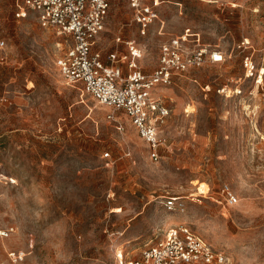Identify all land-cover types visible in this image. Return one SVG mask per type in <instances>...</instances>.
Wrapping results in <instances>:
<instances>
[{
  "label": "rangeland",
  "instance_id": "374dc122",
  "mask_svg": "<svg viewBox=\"0 0 264 264\" xmlns=\"http://www.w3.org/2000/svg\"><path fill=\"white\" fill-rule=\"evenodd\" d=\"M109 1L105 57L121 31L152 72L162 45L191 28L221 59L155 88L169 115L154 160L124 112L120 132L113 108L60 73L66 37L0 0V227L15 228L0 238V264H120L181 224L229 264H264V0H168L145 36L129 0ZM171 196L182 207L169 210Z\"/></svg>",
  "mask_w": 264,
  "mask_h": 264
},
{
  "label": "built area",
  "instance_id": "2783aa9c",
  "mask_svg": "<svg viewBox=\"0 0 264 264\" xmlns=\"http://www.w3.org/2000/svg\"><path fill=\"white\" fill-rule=\"evenodd\" d=\"M17 7L16 16L26 17L32 13L40 24L50 27L66 37L67 47L57 60L60 73L70 84L81 83L86 93L100 104L113 108L108 118L117 124L120 132L124 123L115 116L124 112L137 128L139 135L150 149L151 158L160 157V148L165 143L162 127L166 124L169 110L154 94L158 85H170L176 75L202 66L207 58L216 60V53L209 54L208 48L200 44V35L187 29L186 32L166 42L161 47L160 62L152 72L140 66L143 48L134 40H125L121 31L115 38L116 47L107 56L96 48L110 11L109 0H13ZM163 0H129L133 22L138 34L145 36L159 19V7ZM195 43L194 47L189 42ZM69 40L71 42L69 43ZM125 44L127 51L119 50ZM5 41L0 35V47ZM246 68L252 72L255 65L251 58L245 59ZM105 158L110 153L104 154ZM6 183L15 184L13 178H4ZM230 204L238 202V196L226 185L222 190ZM171 196L165 205L177 210L182 202ZM15 233L14 226L0 227V238H9ZM17 261L21 254L13 252ZM120 264H229L227 254L217 250L196 235L185 224L170 227L163 237L149 244L139 259L124 260Z\"/></svg>",
  "mask_w": 264,
  "mask_h": 264
},
{
  "label": "crops",
  "instance_id": "0c3cea01",
  "mask_svg": "<svg viewBox=\"0 0 264 264\" xmlns=\"http://www.w3.org/2000/svg\"><path fill=\"white\" fill-rule=\"evenodd\" d=\"M167 1H168V0H163V2L161 3V6L159 7V18H160V13H161V7H162V5H163L164 3H166ZM110 4H111V3H110ZM129 7H130V6H129ZM110 8H111V5H110ZM109 14H110V11H109ZM108 17H109V16H108ZM107 20H108V19H107ZM106 24H107V22H106ZM187 29H190V30H191V28H186L185 31H184V33L186 32ZM161 32H162V31H161ZM191 32H192V31H191ZM184 33H183V34H184ZM193 33L201 35L199 32H193ZM183 34H182V35H183ZM191 42H193L192 39H191V41H190L189 43H191ZM189 43H188V44H189ZM146 72H147V71H146Z\"/></svg>",
  "mask_w": 264,
  "mask_h": 264
},
{
  "label": "snow or ice",
  "instance_id": "6c2138e0",
  "mask_svg": "<svg viewBox=\"0 0 264 264\" xmlns=\"http://www.w3.org/2000/svg\"><path fill=\"white\" fill-rule=\"evenodd\" d=\"M215 59H216V60H219V59H221V58H220L219 56H216ZM262 71H264V70H262ZM257 82L260 83V81H257Z\"/></svg>",
  "mask_w": 264,
  "mask_h": 264
},
{
  "label": "bare ground",
  "instance_id": "6f19581e",
  "mask_svg": "<svg viewBox=\"0 0 264 264\" xmlns=\"http://www.w3.org/2000/svg\"><path fill=\"white\" fill-rule=\"evenodd\" d=\"M216 56H217V54H216Z\"/></svg>",
  "mask_w": 264,
  "mask_h": 264
}]
</instances>
